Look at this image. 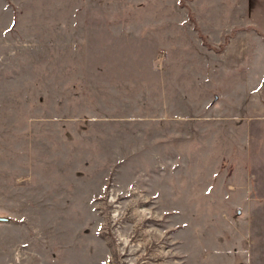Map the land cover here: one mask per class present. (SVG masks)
Wrapping results in <instances>:
<instances>
[{"label":"rangeland","instance_id":"obj_1","mask_svg":"<svg viewBox=\"0 0 264 264\" xmlns=\"http://www.w3.org/2000/svg\"><path fill=\"white\" fill-rule=\"evenodd\" d=\"M263 104L264 0H0V264H264Z\"/></svg>","mask_w":264,"mask_h":264},{"label":"crops","instance_id":"obj_2","mask_svg":"<svg viewBox=\"0 0 264 264\" xmlns=\"http://www.w3.org/2000/svg\"><path fill=\"white\" fill-rule=\"evenodd\" d=\"M236 84L237 81L234 83V81L232 82L230 80L229 84H227V87L231 88V90L233 88L234 91H237L238 90L237 86L239 85ZM236 104L238 103L237 102L223 103L218 100L217 101L215 100L205 104L199 103L196 107L198 111L197 114L198 122L203 123L205 120H210L212 125H214L215 122L219 121L218 122V126L220 125L219 129L216 130L215 132H212V136L209 139L211 141L212 158H214L215 153L218 156L224 155L223 157H225V153L230 154L228 148L232 143L238 144L239 150H241L245 147L244 145H246L248 136L251 140V135L249 133L245 134V131L246 129L248 131L251 130L252 123L249 126H247L244 124V120L246 119V117L252 118V110L243 113L239 110H236ZM248 106H251V104H249ZM262 109H264V107L260 106L258 110L261 111ZM219 113L221 115H219ZM231 127L233 128L231 129ZM241 153H242L241 157L242 158L246 157L248 159V164H250L251 166L249 153L246 156H244V152ZM235 173L236 174L233 178L234 181L233 183H230L228 186L221 185L220 190H222L223 193L220 194L219 200L223 201L229 199L231 202L232 200H235L236 193H243L245 200L251 203V199H252L251 194L253 189L259 188L256 185L262 184L261 180L256 179V170L253 168V170L248 172L244 168L242 169V166L239 165V168L237 171H235Z\"/></svg>","mask_w":264,"mask_h":264},{"label":"water","instance_id":"obj_3","mask_svg":"<svg viewBox=\"0 0 264 264\" xmlns=\"http://www.w3.org/2000/svg\"><path fill=\"white\" fill-rule=\"evenodd\" d=\"M0 220H8L7 216L0 215Z\"/></svg>","mask_w":264,"mask_h":264}]
</instances>
